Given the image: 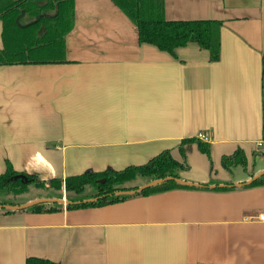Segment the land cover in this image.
Here are the masks:
<instances>
[{
    "label": "crops",
    "instance_id": "1",
    "mask_svg": "<svg viewBox=\"0 0 264 264\" xmlns=\"http://www.w3.org/2000/svg\"><path fill=\"white\" fill-rule=\"evenodd\" d=\"M163 1L167 21L221 23L219 60L194 43L174 55L139 43L111 0H73L65 62L0 65V175L9 164L51 186L164 150L181 161L182 146L190 168L180 177L200 186L99 207L0 210V264H264V185L237 187L264 172V0ZM199 133L210 158L196 142L181 145ZM238 149L246 164L263 163L227 173L221 160ZM225 185L235 188L214 189ZM43 193L16 203L65 200L63 189Z\"/></svg>",
    "mask_w": 264,
    "mask_h": 264
},
{
    "label": "trees",
    "instance_id": "2",
    "mask_svg": "<svg viewBox=\"0 0 264 264\" xmlns=\"http://www.w3.org/2000/svg\"><path fill=\"white\" fill-rule=\"evenodd\" d=\"M111 2L135 25L139 43L154 45L159 50L172 55L176 48L194 43L200 49L208 51L210 61L219 60L220 22L214 20L167 21L164 18L163 0H111ZM74 21L73 0H0V65L65 62V37L72 30ZM261 66L264 76V57ZM191 142H196L198 151L210 158L208 144L197 138L183 140L181 145ZM178 150L182 154L181 161L172 158L170 152L164 150L139 166L129 165L119 171L112 169H105L101 172L88 171L66 177L63 182L61 179L54 178L50 181V185L53 191L57 192L63 186L65 200L70 202L65 207L70 210L89 208V206H105L127 197L146 196L171 191L175 188H188L168 180L145 188L138 194H116L137 190L140 186H136V183L140 179H145V183L167 177L181 179L180 173L187 171L188 167L183 147L180 146ZM221 164L227 170L236 166H245L244 152L238 149L232 155L224 156ZM17 175L19 174L7 164L5 171L0 175V191L6 190L16 197L28 190L30 182L35 183L38 189L44 182L38 176L28 174H24L28 179L27 182L15 180L14 177ZM259 185H264V174L242 186L259 187ZM206 187L207 185H203L202 188ZM234 188V186L225 185L224 187L215 186L214 189L225 191ZM86 190H90L89 196L83 195ZM72 193H75L76 197L68 198L67 196ZM90 198H96V200L89 203L82 202ZM56 199H62V197ZM0 205L19 206L15 201L1 202ZM56 205L59 204L38 202L30 207L21 208V210H31L36 213L53 212L57 209ZM0 210L21 211L5 208ZM25 260V264H59L41 257H27Z\"/></svg>",
    "mask_w": 264,
    "mask_h": 264
},
{
    "label": "rangeland",
    "instance_id": "3",
    "mask_svg": "<svg viewBox=\"0 0 264 264\" xmlns=\"http://www.w3.org/2000/svg\"><path fill=\"white\" fill-rule=\"evenodd\" d=\"M196 152L198 153V151L196 150ZM199 154V153H198ZM254 162H256V164L258 165V167H259V165L260 164H262L263 163V158L261 157V158H259V159H254L252 156L251 157H249L248 158V162H247V164L245 165V166H236V167H232L231 169H232V172L233 173H235L237 176H239V177H242V176H247V172H246V170H248V173H250L251 172V168H252V164L254 163ZM186 165H187V167H188V170H189V168H190V166H189V164L188 163H186ZM226 171H227V173H229L230 174V172H231V170H227V169H225ZM186 172V171H185ZM145 179H140V180H138L137 181V183H136V186H143V185H145V184H147V183H145ZM182 181H184V180H182ZM142 184V185H141ZM49 184L48 185H46L45 184V182H43L42 184H41V187L40 188H42V191L43 192H47V189H49V187H51V186H49ZM63 189V186L61 187V190ZM43 192H40V190L35 186V183H33V182H30L29 184H28V190L25 192V193H22L21 195H19V196H16V197H14L11 193H9L8 191H6V190H3V191H0V203L1 202H6V201H15V202H17V203H21V202H24V201H26V200H28V199H33V198H35V196H39V195H42V194H45V193H43ZM90 190L88 191V190H86V192H85V194H83L84 196H89L90 195ZM46 194H48V193H46ZM76 194L75 193H72V194H70V195H68L67 197L68 198H73L74 196H75ZM62 196H63V198H65V191H63V194H62ZM78 196V195H77ZM40 197H43L42 199H51V198H49V197H47L46 195H44V196H40ZM76 197V196H75ZM34 201H36V200H33V201H30V202H27V203H25V204H28V203H31V202H34ZM38 201V200H37ZM56 203V202H55ZM57 204V203H56ZM24 205V204H23Z\"/></svg>",
    "mask_w": 264,
    "mask_h": 264
},
{
    "label": "water",
    "instance_id": "4",
    "mask_svg": "<svg viewBox=\"0 0 264 264\" xmlns=\"http://www.w3.org/2000/svg\"><path fill=\"white\" fill-rule=\"evenodd\" d=\"M264 172H261L259 175H263ZM259 177V176H258ZM257 176L256 177H253L251 180H249L248 182H245L241 185H238L237 187H242V185L244 184H249L251 183L253 180L257 179L258 178ZM14 179H19L21 181H25L27 182L28 179L26 177V175L24 174H19L17 176L14 177ZM168 180H172V181H175L183 186H186V187H199L200 185L198 184H195V183H188V182H185V181H182L181 179H178V178H171V177H167V178H163V179H157L156 181H152V182H149L143 186H140L139 188H137V190H132V191H123V192H117L116 194L118 195H123V194H127V195H134V194H138L140 193V191L144 190L145 188H148V187H152V186H156L157 184L161 183V182H164V181H168ZM96 200V198H90L89 200H84L82 201L83 203H89L90 201H94ZM58 203V204H63V205H67V204H70V202H67L65 201L64 199H38V201H34V202H31V203H28V204H24V205H21V206H11V205H0V209H10V210H21V208H27V207H30L34 204H37V203ZM74 203H80V202H74Z\"/></svg>",
    "mask_w": 264,
    "mask_h": 264
},
{
    "label": "built area",
    "instance_id": "5",
    "mask_svg": "<svg viewBox=\"0 0 264 264\" xmlns=\"http://www.w3.org/2000/svg\"><path fill=\"white\" fill-rule=\"evenodd\" d=\"M199 140H203L205 139V137L203 136L202 133H199L197 136H196ZM257 220H261V221H264V212L263 213H260L258 216H257Z\"/></svg>",
    "mask_w": 264,
    "mask_h": 264
}]
</instances>
